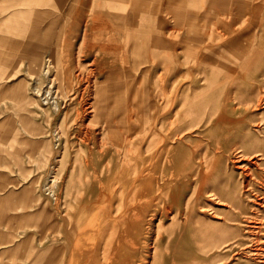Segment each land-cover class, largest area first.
I'll use <instances>...</instances> for the list:
<instances>
[{
    "label": "rangeland",
    "instance_id": "rangeland-1",
    "mask_svg": "<svg viewBox=\"0 0 264 264\" xmlns=\"http://www.w3.org/2000/svg\"><path fill=\"white\" fill-rule=\"evenodd\" d=\"M184 10L192 29L178 20L177 39L194 40L189 48L197 41L198 48H210L200 62L208 79L197 85L172 83L169 99L162 100L168 85L160 92V77L138 79L137 70L125 64L121 78L127 83L121 101L108 110H114L110 127L100 117L105 107L97 108V64L82 60L73 69L71 60L66 63L71 69L61 75L52 60L50 81L35 73L30 87L23 68L18 69L16 83L30 89L34 104L0 98V264H31L24 243L32 238L33 253L46 248L45 213L60 224V212L71 217L77 208L84 217L75 246L79 256L71 264H90L96 249L100 259L110 258L108 264H200L213 249L223 255L216 264H264V0H197ZM119 49L127 63L130 48ZM117 58L120 64L121 55ZM178 58L187 61L186 51L179 49ZM132 77L137 81L128 94ZM79 79L83 82L77 84ZM222 79L225 85L219 86ZM64 80L75 83L67 87ZM50 84L57 90V109L41 98ZM206 86L207 103L194 100ZM37 88L41 96L33 92ZM23 103L33 129L25 132L18 125L15 132L17 107ZM196 109L188 118L187 112ZM109 129L119 131L114 141L119 145L105 144ZM171 171L181 184L178 193L165 185ZM145 178L152 181L146 189Z\"/></svg>",
    "mask_w": 264,
    "mask_h": 264
},
{
    "label": "crops",
    "instance_id": "crops-1",
    "mask_svg": "<svg viewBox=\"0 0 264 264\" xmlns=\"http://www.w3.org/2000/svg\"><path fill=\"white\" fill-rule=\"evenodd\" d=\"M196 1L0 0V98L13 96L18 102L27 100L30 101L27 104H34L31 102L33 98L30 89L25 88L23 82L16 83L18 69L23 68L30 87L38 77L35 73L41 74L49 67V62H54L52 60L57 61L61 75L66 69H71L66 64L71 60L73 69L80 68L82 60H89V66L97 64L96 71L100 76L96 81L95 95L101 102L109 101L110 109L122 99V84L127 83H122L121 78L125 72V64L137 70L138 79L152 77L155 73L156 77L161 78L156 81L159 85H197L202 77L208 79V72L201 69L200 62L203 61L205 52L209 54L210 48H198L201 43L197 40L196 45L189 48L188 43H193L194 40L188 37L178 40L175 27L178 20L183 27L192 26V20L187 19L184 8L188 3ZM259 1L261 3L262 0ZM260 6L261 4L258 8L255 7L257 12L260 11ZM221 9L227 12L229 8L224 6ZM180 44L185 45V48H178ZM228 46L234 45L230 42ZM115 48H130L127 63L125 56L119 60L120 64L114 55L107 56ZM179 49L186 51L187 61H179ZM217 50L219 48H213L214 52ZM158 60L161 64H158ZM147 63L150 65L148 72ZM54 64L50 67L53 68ZM188 79L190 80L187 81ZM136 81L134 77L128 81L132 83L127 87L128 94L133 93ZM149 85L153 86L151 81ZM111 92L115 94L114 100L107 97ZM150 99L153 100V96ZM167 99L169 98L164 97L162 100ZM23 106L24 103L17 107L19 111L16 113L15 132L18 125L25 132L33 129L31 117L24 113ZM50 197L54 200L52 195ZM45 214L46 224L43 229L49 241L46 248L42 252L33 253L32 238L24 244L29 248L31 264H62L67 214L62 216V212L59 213L62 218L60 224L52 221L51 214Z\"/></svg>",
    "mask_w": 264,
    "mask_h": 264
},
{
    "label": "bare ground",
    "instance_id": "bare-ground-1",
    "mask_svg": "<svg viewBox=\"0 0 264 264\" xmlns=\"http://www.w3.org/2000/svg\"><path fill=\"white\" fill-rule=\"evenodd\" d=\"M258 11V10H257ZM256 11V12H257ZM257 14V13H256ZM174 49V48H173ZM205 50V49H204ZM84 51V50H83ZM177 51V50H176ZM206 51V50H205ZM237 51V50H236ZM83 53V52H82ZM169 53V52H168ZM167 53V54H168ZM203 53V52H202ZM84 54V53H83ZM112 55H114V57H117L118 55H121V57L123 58L124 57V54L120 51V49L118 48L117 50H114V52L112 53V51L111 52H109L108 54H107V56H112ZM116 55V56H115ZM166 55V54H165ZM202 55V54H201ZM203 56V55H202ZM206 56V55H205ZM216 56V55H215ZM165 57V56H164ZM167 58V57H166ZM169 58V57H168ZM203 58V57H202ZM201 59V58H200ZM199 59V60H200ZM212 59V58H211ZM206 61H209V60H206ZM213 61V60H212ZM95 62V61H94ZM158 62H159V64H161L160 63V61L158 60ZM164 62V61H163ZM193 63V62H192ZM202 63V62H201ZM233 63V62H232ZM194 64V63H193ZM203 64V63H202ZM222 64H224V63H222ZM49 67H47V68H45L44 70H43V76L45 77V79H47V80H49L50 81V74L52 73L50 70H49V68H51L50 67V62H49ZM167 65V64H166ZM220 65V64H219ZM231 65V64H230ZM201 66V65H200ZM205 66V65H204ZM71 67V66H70ZM95 67V66H94ZM123 67V66H122ZM211 67V66H210ZM230 67V66H229ZM92 68V67H91ZM166 68V67H165ZM79 69V68H78ZM89 69V68H88ZM124 69V68H123ZM162 69V68H161ZM69 71V70H68ZM79 71V70H78ZM213 71V70H212ZM89 72H90V69H89V71L87 72L88 74H89ZM92 72V71H91ZM219 72V71H218ZM82 73V72H81ZM55 74V73H54ZM80 74V73H79ZM183 74V73H182ZM218 74V73H217ZM67 75H68V73H67ZM86 75V74H85ZM85 75H84V77H85ZM95 75V74H94ZM80 76V75H79ZM89 77H91V75H88ZM115 76V75H114ZM176 76V75H175ZM184 76V75H183ZM81 77V76H80ZM89 77H86V79L88 78L89 79ZM178 78V77H177ZM225 78V77H224ZM67 79V78H66ZM73 79V78H72ZM81 79H83L84 80V78H81ZM80 80V79H79ZM177 80V79H176ZM227 80V79H226ZM82 80H80L79 82H77V84H80V83H82L81 82ZM88 81V80H87ZM86 81V82H87ZM172 81V80H171ZM164 82V81H163ZM176 82V81H175ZM225 79H222L221 80V82L219 81L218 83H219V86L221 85H225ZM53 83V82H52ZM73 83H75V81H73V82H71V81H69V80H64V82H63V84H73ZM89 83V82H88ZM92 83V82H91ZM77 84H75V85H77ZM84 84V83H83ZM87 84V83H86ZM132 84V83H131ZM131 84H130V86H131ZM171 84V83H170ZM253 84V83H252ZM35 85V84H34ZM64 85V86H65ZM66 85V86H67ZM94 85V84H93ZM92 85V86H93ZM97 85V84H96ZM79 86H81V85H79ZM87 86V85H86ZM92 86H91V88L90 89H92ZM143 86V85H142ZM167 86V84L166 83H163V86L161 87V90H160V92L162 91V90H164L165 89V87ZM219 86H217V87H219ZM36 87V86H35ZM50 87V88H49ZM48 88H49V90H47L44 94H42V96H41V92L38 90V88L37 89H34V93H38L40 96H41V98H42V100H43V102H44V104H51L52 106H54V108L55 109H57V100H58V98H57V94H56V91H55V89L53 88V85L51 86V84H50V86H49ZM68 87V86H67ZM144 87V86H143ZM169 87V86H168ZM168 87H166V89H165V96H162L163 98L164 97H167L168 95ZM213 87V86H212ZM172 88V87H171ZM215 88V87H214ZM130 89V88H129ZM65 90V89H64ZM131 90V89H130ZM202 90H203V88H202ZM206 91L205 92H200V93H198V94H196V95H194L193 94V99L195 100H206V102L205 103H207V99H209V87L208 86H206V89H205ZM69 91V90H68ZM88 91V90H87ZM72 92V91H71ZM70 92V93H71ZM89 92V91H88ZM87 92V93H88ZM60 93V92H59ZM80 93V92H79ZM86 93V92H85ZM261 94V93H260ZM66 95H68V94H66ZM79 95V94H78ZM86 95V94H85ZM142 96V95H141ZM140 96V94H139V98L141 97ZM205 96V97H204ZM44 97V98H43ZM107 97L109 98V99H112V100H114L115 98V94H113V92H111V93H108L107 94ZM87 98H88V96H87ZM149 98V97H148ZM63 99V98H62ZM141 99L143 100L144 99V96H142L141 97ZM259 99H260V97H259ZM60 100V99H59ZM88 100H90V97H89V99ZM96 102H97V108L98 109H100V108H103V107H105V111H104V113L102 112L101 114H100V117H106L105 118V124H106V126L107 127H110V122H112L111 120L113 119V117H114V111H108L109 109H110V105L108 106V107H106L105 105H106V103H108V104H110L109 103V101H105V102H101L98 98H96ZM161 100V99H160ZM62 102V101H61ZM91 102H92V100H91ZM126 102H127V100H126ZM262 102V101H261ZM76 103V102H75ZM85 103V102H84ZM88 103V102H87ZM87 103H85L86 105H87ZM141 103V102H140ZM143 103V102H142ZM141 103V104H142ZM79 104V103H78ZM171 104V103H170ZM169 104V105H170ZM85 105V106H86ZM89 105H91V103H89ZM81 106V105H80ZM92 106V105H91ZM167 106V105H166ZM92 109V108H91ZM90 109V110H91ZM144 109V108H143ZM84 110V109H83ZM86 110V109H85ZM89 110V109H88ZM165 110V109H164ZM197 112V109L196 110H190V112H187V114H188V118H190V115H195V113ZM94 113V112H93ZM144 113V112H143ZM84 114V113H83ZM88 115V114H87ZM92 115V114H91ZM197 115V114H196ZM85 116V115H84ZM99 116V115H98ZM122 118V117H121ZM88 119H90V118H88ZM119 119V118H118ZM127 119V118H126ZM145 118H143V120H144ZM148 120V119H147ZM78 121V120H77ZM80 122V121H79ZM85 122V121H84ZM91 122V121H90ZM142 122V121H141ZM145 122V121H144ZM147 122V124H148V121H146ZM66 123V122H65ZM89 123V122H88ZM113 123V122H112ZM71 124V123H70ZM86 124V123H85ZM122 124V123H121ZM119 125V124H118ZM144 125H145V123H144ZM170 125V124H169ZM99 126V125H98ZM101 126H102V124H101ZM163 126V125H162ZM92 127V126H91ZM118 127V126H117ZM123 127V126H122ZM169 127V126H168ZM68 128H69V126H68ZM86 128H88V127H86ZM112 128V127H111ZM163 128V127H162ZM75 129V128H74ZM83 129V128H82ZM96 129V128H95ZM114 129V128H113ZM113 129H109L108 130V135L110 136V138L108 137V136H105L106 138V140L107 141H109V143H105V144H110V145H116V144H118L119 145V143H115L114 141H116V137H118L120 134H119V131H118V136L115 134V133H117V132H114V130ZM90 130V129H89ZM97 130V129H96ZM87 131V130H86ZM103 131H104V129H103ZM141 131V130H140ZM85 132V131H84ZM97 132V131H96ZM105 132V131H104ZM168 132V131H167ZM78 133V132H77ZM99 133V132H98ZM100 133H102L101 131H100ZM107 133V132H106ZM121 134H122V132H120ZM89 134V133H88ZM91 134V133H90ZM129 134H131V133H129ZM185 134V133H184ZM68 134L66 133V136H67ZM84 135V134H83ZM114 135H116V136H114ZM243 135V134H242ZM97 136H100V134H98ZM162 136V135H161ZM89 137V136H88ZM91 137V136H90ZM124 137V136H123ZM123 137H121V139L123 138ZM134 137V136H133ZM133 137H131V138H133ZM125 138V137H124ZM127 138V137H126ZM135 138V137H134ZM151 139V138H150ZM248 139V137L247 136H245V135H243V140H247ZM90 140H91V138H90ZM172 140V139H171ZM87 141V140H86ZM113 142V143H110V142ZM123 141V140H122ZM122 141H121V144H122ZM91 142H93V141H91ZM97 142V141H96ZM162 142V141H161ZM89 143V142H88ZM87 143V144H88ZM124 143V142H123ZM91 144V143H90ZM102 145H103V143H102ZM157 145V144H156ZM93 146V145H92ZM117 146V145H116ZM112 147V146H111ZM103 148V147H102ZM242 149L243 147H239L238 149ZM92 150V149H91ZM101 150V148L98 150V151H100ZM153 149H151V151H152ZM149 152V151H148ZM98 153V152H97ZM120 153V152H119ZM133 153V152H132ZM131 153V154H132ZM130 154V155H131ZM239 154V153H238ZM248 154V153H247ZM247 154H244V156L245 155H247ZM242 155V154H241ZM249 155V154H248ZM113 156V155H112ZM123 156V155H122ZM152 153H149V154H147V158H145L146 159V161H147V163L151 160V158H152ZM252 156V155H251ZM248 157V156H247ZM129 159V158H128ZM85 161V160H84ZM112 161V160H111ZM165 161V160H164ZM113 162V161H112ZM123 163V162H122ZM172 163H173V161L172 160H167V165H168V167L169 166H172ZM176 163V162H175ZM113 164V163H112ZM133 164V163H132ZM105 165V164H104ZM176 165V164H175ZM114 166V165H113ZM118 169V168H117ZM170 169V168H169ZM146 173H148V172H146ZM170 173V181L169 182H167L165 185H170V184H172V189L170 190V192H175V193H178V191L180 190V188H181V184H179V183H176V179H177V177H176V175L171 171V172H169ZM152 174V173H151ZM147 175V174H146ZM149 175V174H148ZM52 176V175H51ZM149 177V176H148ZM187 177V180L188 179H192L193 177L192 176H186ZM136 180V179H135ZM139 180V179H138ZM55 181V180H54ZM150 182H152L151 180H149V179H146L145 178V189L147 188L146 186H150L149 184H150ZM137 183V182H136ZM49 185H50V183H48ZM53 184H54V182H53ZM52 184V185H53ZM47 186V189H49V190H51L52 188H50V186ZM159 186V185H158ZM81 187V186H80ZM82 189V188H81ZM120 189V188H119ZM193 190V189H192ZM134 192V191H133ZM160 193V192H159ZM135 194V193H134ZM51 195V194H50ZM163 195V194H162ZM131 197V196H130ZM135 199V198H134ZM86 200V199H85ZM57 201V200H56ZM120 201V200H119ZM80 202H81V204H82V200L80 199ZM121 202V201H120ZM133 202V201H132ZM131 202V203H132ZM135 202V201H134ZM196 202V201H195ZM83 203H84V201H83ZM235 205V204H234ZM137 207V206H136ZM133 208H135V207H133ZM129 210V209H128ZM73 216V218L71 219V217L70 216H66V221H65V227H64V229H65V233H64V238H63V261H64V264H71V261H73L74 260V258L76 257V256H79L78 255V250H77V248L75 247L77 244H76V241H77V235H78V233H79V227H80V225H81V221H82V217H84V215L82 214V209L81 208H77V210H76V212H75V214L74 215H72ZM104 216V215H103ZM171 216V215H170ZM168 217H169V215H168ZM152 219V218H151ZM161 221V220H160ZM124 226V225H123ZM224 226V225H223ZM226 226V225H225ZM109 227V226H108ZM110 228V227H109ZM148 229V228H147ZM150 229V228H149ZM148 232V231H147ZM111 233H112V230H111ZM106 234H104V236H105ZM114 235V234H113ZM79 236H81V234L79 235ZM78 236V237H79ZM111 238V237H110ZM114 239V238H113ZM79 240V239H78ZM105 240V239H104ZM110 240H112V238L110 239ZM80 241V240H79ZM80 243H81V241H80ZM95 246V245H94ZM112 246V245H111ZM105 247V246H104ZM218 248L219 246H216V244H215V248ZM79 248V247H78ZM88 248L89 249H92L93 248V245H90V246H88ZM111 248V247H110ZM216 248V249H217ZM80 249V248H79ZM213 249V248H212ZM220 249V248H219ZM214 250L215 249H213V254H211V252H208V257H207V260H205V258H204V260H203V262H201L200 264H216L217 263V261L220 263V260H222V258L223 257H221V256H223L221 253L220 254H218V253H215L214 252ZM210 255H211V257L212 258H210ZM82 257V256H81ZM81 257H80V259H79V261H81L82 259H81ZM84 257L85 256H83V259H84ZM226 258V257H225ZM111 260H110V258H107V259H100V257L98 256V250L96 249V252L95 253H93V254H91V256H90V264H108V262H110ZM136 261V260H135ZM138 261H140V259H138L137 260V262ZM135 263V262H134ZM78 264H80V262H78ZM85 264V263H84Z\"/></svg>",
    "mask_w": 264,
    "mask_h": 264
}]
</instances>
